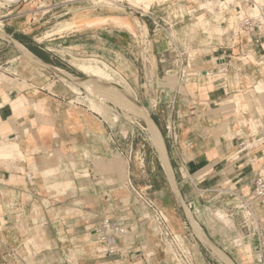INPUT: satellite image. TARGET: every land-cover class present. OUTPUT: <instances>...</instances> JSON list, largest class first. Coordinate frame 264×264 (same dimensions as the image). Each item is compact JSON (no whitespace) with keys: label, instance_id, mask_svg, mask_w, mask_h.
Instances as JSON below:
<instances>
[{"label":"crops","instance_id":"obj_1","mask_svg":"<svg viewBox=\"0 0 264 264\" xmlns=\"http://www.w3.org/2000/svg\"><path fill=\"white\" fill-rule=\"evenodd\" d=\"M44 1L54 7L52 0ZM229 3L218 10L200 8L195 0L157 4L164 6L161 18L167 33L175 30L174 39L155 27L158 10L120 16L134 31L123 30L131 31L139 48L147 104L139 101L131 85L136 97L130 94L158 126L181 197L199 228L235 264H264V206L244 205L255 177L264 175V91L256 89L264 80V0ZM20 6L23 12L1 20L15 26L9 27L12 33L4 31L25 47L15 31L33 37L36 48L67 56L68 61L93 56L91 43L82 39L61 49L53 41L69 31L81 34V29L92 27L84 17L97 15L90 11L64 18L60 17L65 14L41 11L33 15L27 1L11 11ZM198 18L211 35L198 30L202 40L190 44L194 56L182 68L184 76L177 67V82L170 89L159 71L169 68L172 53H181L184 61L185 54L190 56L183 40L187 24ZM67 23L70 27H63ZM102 33L91 37L101 38ZM121 33H115L117 39L125 35ZM166 38L173 50H168ZM29 51L78 77L41 52ZM94 55L106 56L104 51ZM118 57L123 65V51ZM12 61L8 79H0V264H170L163 242L144 217L145 210L151 213L130 182L145 198L152 191L169 200L163 208L169 227L184 238L194 264H226L186 222L153 144L154 154L149 152L148 159L153 157L161 167L165 186L156 189L151 180L140 184L136 173L144 171V164L130 171L133 164L130 167L128 160L127 175L119 177L123 137L114 136L110 143L115 132L106 120L85 106L68 103L72 93L64 83H76L64 82L25 55ZM103 219L125 229L118 235L115 254L98 251L101 244L95 230Z\"/></svg>","mask_w":264,"mask_h":264},{"label":"rangeland","instance_id":"obj_2","mask_svg":"<svg viewBox=\"0 0 264 264\" xmlns=\"http://www.w3.org/2000/svg\"><path fill=\"white\" fill-rule=\"evenodd\" d=\"M26 1L29 2V6L32 9L31 13L33 15L34 13L39 12V11H41V13H46V14L47 13L48 14H52V13L65 14L61 16L60 18L68 17L69 14H71L72 12H76V11L77 12L90 11L93 15H97V16H91V17H84L86 25H88V23L91 22L90 24L92 25V27H89L87 29H81V31H79V32H82L81 34H79L78 32L69 31L64 34V38L58 39V40L56 39L53 41L58 44L56 47L59 49L64 48V46H67L68 43H73L74 41H76L75 39L77 40L82 39L84 41H87L91 43L89 48H90V54L93 55L87 58H82V59L75 58L71 61H68L67 56H61L59 53H55V52H48L46 51V49L45 51H43L39 48H36L37 43H36V40L33 39V37L24 35L20 31H15L13 34L15 37H17L19 40L25 43L27 45L26 47L29 50L38 51V53L41 52L42 56L48 59H51L55 63L62 65L64 68H66L68 71L72 72L73 74L77 75L79 78L85 79V80H82L84 84L86 85L85 89L79 87L76 84H73L81 89L82 96L89 94L90 88L97 89V88L102 87L103 84L101 80L98 79L95 75V71L102 70L105 73L109 74L116 81L117 87L122 88L124 92H127L129 94L131 93L134 97H136L133 93V90H134L139 101L141 100V102L147 104L146 103V100H147L146 92H145L147 89L143 82V73L140 69L141 61L140 59L137 58V52L139 51L138 50L139 48L137 47L135 37L133 36L131 31L130 32L123 31V30H126V27L124 26L123 29H121L122 28L121 23L117 21H116L117 23H115V20L112 19V16H115V17H120L122 15L125 16L126 13L128 14L129 12L134 11V10H141V11L143 10L145 12H153L154 10H158V12H160L161 15L155 21V23H157L155 27H158L159 29H161L164 35L169 34V36H171L172 39H174L175 37L178 38L175 30L173 31V29H171L170 31H168V33L166 32V28H165L166 21L165 19L161 18L162 16H164V14H162L164 12V9H162L164 6L157 7V4L158 5L162 4L166 0H152L150 7H147L149 4L147 0H139V1L131 0L132 1V2L130 1L131 3H128L129 1L127 0H123L122 2H119V3L114 2V4H109L108 2L100 3V2H97L96 0H95L96 2L95 1L93 2V0H89V1L87 0V2L86 0H52L54 7H46L44 5L45 4L44 0H39L38 3H37L38 0H16V1H11L10 3L5 0H0V19L3 20V17L5 16H12V15L15 16L23 12L24 9L23 10L21 9L23 6H20V8L18 9L16 8V10L14 11H11V10L13 9V7H15L16 5H19L20 3H22V5L26 4ZM172 1L173 0H171V2ZM213 1L214 2L210 4L208 3L204 4V2L201 1V3H198V5L200 6V8L217 7L216 8L217 10L220 8V6L225 5V4L222 5L221 1H217V0H213ZM39 4L43 5L42 7H46V8L38 9L37 6ZM151 6H152V9L149 11ZM159 9H162V10L159 11ZM99 15L103 16L105 19L107 18V21L104 23H100V24L96 23L98 25L94 26V23L96 21L95 17L96 18L100 17ZM210 16L213 17V13L210 14ZM200 18H203V17H200ZM200 18L193 19L190 23L187 24L188 29L186 32L185 39L183 40V45L188 48L190 56L185 54V57H184L185 62L187 59H191L194 56V52L192 51L190 44L194 40L196 41L202 40L199 38L198 30L201 29L205 35H211V33L206 29L205 24L202 25L203 23L199 21ZM216 20H218V18ZM70 25L71 24L67 23L63 25V27H66V26L70 27ZM172 26L173 25L171 24V27ZM9 27L14 28L15 26L14 25L6 26L5 22H2L1 29L9 33H12L13 30L10 29ZM129 29L132 30L131 28ZM220 29H222V27ZM100 31L101 32L103 31L102 34H98V36H100L101 38H97L96 36L91 37L92 35H97L96 33H99ZM116 32L119 34H122L121 32H125L123 33L125 35L123 36V38L119 37L117 39L116 34H115ZM132 32L134 31L132 30ZM100 41L101 43H99ZM166 44L169 50L171 48L170 43H169V38H166ZM117 45H119L118 48H117ZM40 46L44 47L45 45L44 43H42V45ZM91 49H95V50H91ZM64 50H67V49H64ZM102 51H104V54L106 56L103 55V57L101 56L98 57L94 55L96 53L98 54V52L102 53ZM121 51H123V55H124L123 65L121 64V60H119V57H118ZM63 52H66V51H63ZM172 54H171L172 59L170 61L169 68H165L164 71H159V76L165 75L163 84L170 89L174 88L176 85L177 77L174 74H175V70L178 67L177 56H175L174 53ZM16 55L23 56L20 52L14 49V46L11 43H8L7 41H5L4 39L0 37V79L1 80L8 79L7 73L12 72V68H10V65L13 63L12 59H14ZM165 57L167 58L166 54H165ZM217 60L218 62H222V60H219V59H215L213 60V62H217ZM169 69H172V71H169ZM124 74L126 75V77L124 76ZM57 77L60 78V75H58ZM64 84L67 86L68 90H70V92L72 93V96L69 97V99L67 100L68 103L85 106L86 108L90 109L92 112L99 114L98 112L90 108V105L88 101L85 100V98H78V96L81 97V95H77L73 93L70 86H68L67 83H64ZM130 85L132 86L133 90ZM256 89L259 92L264 91V80L258 83V85L256 86ZM111 96L112 95L110 92H105L104 96H101V98L97 99L96 101L103 107V110L105 112V113L103 112L104 114L101 113L99 115L104 120H106V122L111 126L112 130L115 132V135L113 134L112 138L111 139L109 138L110 143L112 142V140H115V137L116 138H119V136L121 138L123 137V139L121 140L124 144L122 145L123 148L120 149V152L124 160L122 158H119V153L115 152L117 154L116 157H118L120 161L117 166L119 177L122 178L127 175V162L126 161L128 160L130 162V167L133 164V168H131L130 171L134 168L135 170L136 169L138 170L139 169L138 166L140 164H144V167L141 168L144 171H139L136 173L137 175L136 179L140 184H145L148 180H151V182L152 181L157 182L158 180L160 181L164 180V183L163 181L160 182L159 184L154 182L152 183V185L156 189H159V187L161 186H165L166 180L165 178H163L164 174H163L161 167H159L157 163L155 162L153 163L152 161L153 157L150 158V161L148 159L149 152L153 153L154 149L152 146L153 143L151 141V135L149 131L147 130V126L143 118H141L137 112L133 110L132 112L129 109H127V107L123 105L121 102H116L115 100H113V98H110ZM152 102L153 101H151V103ZM239 110H244V109H239ZM130 115H135V116L140 117L139 122L137 123L134 122L131 124L130 120H132V118ZM250 126L253 129L257 127L256 123L253 122L252 120H250ZM125 144H127V146ZM110 147L112 148L111 145ZM83 173H86V172H83ZM161 175H163V177H161ZM83 176H87V174H83ZM157 176H160L162 179L157 178ZM148 193H149V199L153 200L156 206L164 212V215L169 224L168 215L165 213V210L163 209L165 206L164 204L169 200H167V198H165L162 194L159 195L158 193H154L152 191L151 192L148 191ZM218 212L222 216L226 217L223 212L217 211V213ZM144 217L150 220L152 232H154L155 235L158 236L160 240L163 242L164 248H165V254L169 257L170 264H182L179 260V256H178L179 252H176L177 250L176 246L170 241L163 239L159 235L157 231V227L154 223L153 217L146 210H145ZM172 232L177 236V239L179 241L178 244L182 252H184L189 258V260L192 262V264H194L191 251L186 246L184 238L180 236L177 232L173 230Z\"/></svg>","mask_w":264,"mask_h":264},{"label":"built area","instance_id":"obj_3","mask_svg":"<svg viewBox=\"0 0 264 264\" xmlns=\"http://www.w3.org/2000/svg\"><path fill=\"white\" fill-rule=\"evenodd\" d=\"M244 24L248 25L249 19H246ZM176 56H177V64L179 66V73L181 76H184L185 70L182 68H185V66L187 65V61L186 62L184 61L182 54L179 52H177ZM96 115L100 116L99 114ZM131 118L132 120H130V123L132 124L134 122L135 123L139 122L140 117L131 115ZM129 185L131 189L135 191L139 199L142 200L145 207L150 211L159 235L163 239L170 241L176 246L177 248L176 252H179L178 256L180 262L182 264H192V262L189 260L187 255L184 252H182V250L180 249L177 236L170 229L167 219L164 215V212L156 206L153 200L145 198L141 192L137 191L131 182L129 183ZM244 205L247 208H249L252 205L264 206V175H257L255 177L251 197L247 202H244ZM124 232L125 229L121 224H116L114 222H110L108 219H103V221L95 230L96 239L101 244V247L98 251L103 252L104 254L107 255L115 254L118 251V247H117L118 235H121Z\"/></svg>","mask_w":264,"mask_h":264},{"label":"bare ground","instance_id":"obj_4","mask_svg":"<svg viewBox=\"0 0 264 264\" xmlns=\"http://www.w3.org/2000/svg\"><path fill=\"white\" fill-rule=\"evenodd\" d=\"M5 1H7V2H11V1H16V0H5ZM89 1V0H88ZM95 0H93V2H94ZM97 2H108L109 4H114V2H122L123 0H96ZM95 1V2H96ZM127 1H129L128 3H131L132 1L131 0H127ZM131 1V2H130ZM137 1H139V0H137ZM148 2H149V4H148V6L147 7H150V5H151V2H152V0H147ZM201 1H203L204 2V4H210V3H213L214 1L213 0H207V1H205V0H195V2H198V3H201ZM217 1H220V0H217ZM232 0H224V2H223V4H226V3H228V4H230L229 2H231ZM86 2H87V0H86ZM228 4H227V6H228ZM217 5V4H216ZM215 5V6H216ZM43 5H41V7H42ZM47 7V6H46ZM46 7H44V8H46ZM257 7H258V5H257ZM222 8H225L224 6H222ZM255 8V7H254ZM250 10H253V9H250ZM112 19H114L115 20V23H117V22H119V23H121V25L122 26H125L126 28H131V26H130V24L129 23H127V22H124L123 20H122V18L121 17H115V16H112ZM95 23H94V25H97L96 23H104V22H106L107 21V18L105 19L104 17H95ZM110 20H111V18H110ZM114 20H112V21H114ZM92 21H93V19H92ZM117 21V22H116ZM91 22H89L88 23V26H90L91 24H90ZM118 23V24H119ZM90 24V25H89ZM92 24H93V22H92ZM68 26V25H67ZM66 26V27H67ZM92 26V25H91ZM191 26V25H190ZM1 27H2V20L0 19V37H5L4 35H3V33L1 32ZM191 29V28H190ZM190 32V31H189ZM17 45V44H16ZM18 47H20L23 51H24V53L26 54V55H28L30 58H34L32 55H31V53H29V51H27L22 45H17ZM213 60H215V59H213ZM195 70V69H194ZM192 71V70H191ZM203 73V72H202ZM95 75H96V77L98 78V79H100L101 80V82H102V84H103V86L101 87V88H97V89H89V91H90V93L89 94H86V95H84V96H82V92H81V90L77 87V86H75V85H73V84H71V83H68L69 84V86H70V88H71V90L74 92V93H76L77 95H81V97H79L78 96V98H85V100H87L88 101V103H89V105H90V108L92 109V110H94V111H96V112H98L99 114H104L105 112H104V110H103V107L99 104V103H97V99H100L101 98V96H104V93L105 92H110L111 93V97L110 98H113V100H115L116 102H121L123 105H125L126 107H127V109H129L130 111H135V112H137L140 116H141V118H145V111L143 110V108L141 107V106H139V105H137V104H135V102L131 99V97H130V94L129 93H127V92H124V90L122 89V88H119V87H117V83H116V81L109 75V74H107V73H105L104 71H102V70H97V71H95ZM199 75H201V74H199ZM61 76H63V77H60L61 78V80H63L64 82H68L67 80H69V75L68 74H66V73H63V75H61ZM67 79V80H66ZM71 81V80H70ZM77 85H79V86H81L83 89H85L86 88V85L84 84V82H82V81H80L79 83H76ZM77 97V96H76ZM105 97H106V95H105ZM74 100H76V99H74ZM124 106V107H125ZM132 111V112H133ZM104 112V113H103ZM137 113H135V114H137ZM131 116V115H130ZM143 118V119H144ZM145 120V119H144ZM146 120H147V118H146ZM145 120V121H146ZM148 124H147V126H148V128H147V130L149 131V133H150V135H151V141H152V143H153V145H155L156 146V148H157V150H158V152H159V155H160V157H161V162H162V164H163V166L166 168V171L169 173L170 171H169V167H168V162H167V157H166V153H165V151H164V145H163V142H162V139H161V137H160V134H159V132H158V130H157V128L149 121V120H147L146 121ZM169 176V178L171 179V174H169L168 175ZM189 214V213H188ZM191 217V215L189 214V218ZM191 219V218H190ZM196 229H197V227H196ZM219 252V251H218ZM219 254H221L220 252H219ZM221 259V258H220Z\"/></svg>","mask_w":264,"mask_h":264},{"label":"water","instance_id":"obj_5","mask_svg":"<svg viewBox=\"0 0 264 264\" xmlns=\"http://www.w3.org/2000/svg\"><path fill=\"white\" fill-rule=\"evenodd\" d=\"M1 32L3 33V35L5 36V37H1L2 39H4L5 41H7L8 43H11L19 52H21L23 55H25V56H27L28 58H30L28 55H26L25 53H24V51L20 48V47H18L17 45L19 44V45H22L27 51H29L23 44H21L18 40H16L15 38H13L12 36H10L8 33H6L3 29H1ZM17 44V45H16ZM29 53H31L30 51H29ZM31 55L34 57V58H30V59H32V60H34V61H36V62H39V63H41V64H43V65H45L46 67H48L50 70H52L53 72H55L56 74H58V75H63V73H66V74H68L69 76V80H71V81H73L74 83H79L80 82V80H85V79H83V78H79V77H74L73 75H71L70 73H68L67 71H65V70H62V69H59V68H57V67H54V66H52L51 64H48V63H45V62H43L42 60H40L37 56H35L34 54H32L31 53ZM81 87V86H80ZM130 96H131V99L135 102V104H137V105H139V106H141L142 108H143V110L145 111V120H146V118H147V120H149L156 128H157V130H158V132H159V134H160V137H161V139H162V135H161V133H160V131H159V128H158V126L156 125V123L154 122V120L152 119V117L150 116V114L148 113V111L146 110V108L137 100V99H135L131 94H130ZM143 119V120H144ZM145 120H144V122H145ZM146 120V121H147ZM145 124H146V126H147V122H145ZM147 128H148V126H147ZM162 142H163V139H162ZM163 145H164V142H163ZM155 146V145H154ZM155 148H156V146H155ZM156 151H157V154H158V157H159V160H160V163H161V166H162V168H163V170L165 171V174H166V177H167V179H168V182H169V184H170V186H171V189H172V191H173V194H174V196H175V199H176V201H177V203H178V205H179V207H180V209H181V211H182V213H183V216H184V218H185V220H186V222L188 223V225L190 226V228L192 229V231L194 232V234L198 237V239L202 242V243H204L206 246H208L211 250H213L214 252H215V254L219 257V258H221V260H223L226 264H235L220 248H218L216 245H214L209 239H208V237L203 233V231L199 228V226L196 224V222L194 221V219L192 218V216L189 218V214H190V212H189V209H188V207H189V205L187 204H185V202L183 201V199H182V197H181V194H180V192H179V189H178V187H177V184H176V181H175V177H174V174H173V170H172V167H171V165H170V162H169V160H168V156H167V152H166V148H165V145H164V151H165V153H166V159H167V162H168V167H169V173L166 171V168L163 166V164H162V162H161V157H160V155H159V152H158V150H157V148H156ZM169 174H171L172 176H171V179L169 178ZM189 213V214H188ZM191 215V214H190ZM196 227H197V229H196ZM203 239H201V238ZM221 253V254H219V252Z\"/></svg>","mask_w":264,"mask_h":264}]
</instances>
